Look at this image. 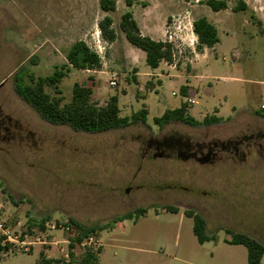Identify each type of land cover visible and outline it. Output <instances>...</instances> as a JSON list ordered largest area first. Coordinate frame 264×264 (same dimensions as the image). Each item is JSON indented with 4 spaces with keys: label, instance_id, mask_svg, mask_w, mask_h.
Returning <instances> with one entry per match:
<instances>
[{
    "label": "rangeland",
    "instance_id": "rangeland-1",
    "mask_svg": "<svg viewBox=\"0 0 264 264\" xmlns=\"http://www.w3.org/2000/svg\"><path fill=\"white\" fill-rule=\"evenodd\" d=\"M116 1L107 13L100 0H0V221L6 229L0 264L60 259L78 236L70 220L93 227L137 210V221L134 215L98 234L95 264H248L246 247L228 244L226 230L264 245V0H224L228 8L218 12L207 0H146L157 29L164 19L169 24L187 14L207 18L219 38L202 51L182 45L174 68L163 62L156 72L120 29L122 15L140 19L144 3ZM240 3L247 9L236 12ZM104 15L113 20L118 49L101 34ZM152 35L162 39L161 32ZM78 40L94 51L106 48L102 68H72L61 95L47 91L63 104L76 83L91 88L98 105L117 95L122 116L148 110L145 124L76 132L46 122L16 93L20 67L49 76L67 64ZM127 48L141 57L120 58ZM182 85L189 95L181 94ZM189 98L197 102L188 109L194 118L215 115L223 122L155 124ZM188 210L205 218L215 240L198 242ZM75 249L80 263L84 256Z\"/></svg>",
    "mask_w": 264,
    "mask_h": 264
},
{
    "label": "trees",
    "instance_id": "trees-1",
    "mask_svg": "<svg viewBox=\"0 0 264 264\" xmlns=\"http://www.w3.org/2000/svg\"><path fill=\"white\" fill-rule=\"evenodd\" d=\"M129 5L132 0H127ZM206 4L215 12L226 10L228 3L224 0H207ZM100 7L104 12H113L116 10V0H100ZM247 9V5L240 3L235 11ZM264 12V11H263ZM113 20L109 16H105L98 24L103 38L113 43L117 39L115 30L112 27ZM195 33L198 36V50L204 48H213L219 43L218 32L216 27L210 23L207 18L201 17L194 22ZM120 29L124 32L128 42L145 52L146 63L151 69L159 68L162 62L172 63L173 55L171 46L156 41L141 33V29L131 13H125L121 17ZM67 64L57 67L53 74L49 76H36L23 67H20L15 73V90L16 93L25 100L46 122L52 125H64L70 127L76 132L85 133H102L114 129H123L131 125L146 123L148 119V110L142 108L134 112L131 116H122L119 108L118 96H112L104 105L95 104L92 100L93 90L89 87L76 83L73 87L72 98L70 102L63 104L62 97H56L47 91L48 87L55 88L56 94L61 95L59 85L67 76L70 70H91L98 71L102 68V60L100 56L91 49V47L83 40H78L70 47L67 56ZM148 88L152 86L148 83ZM187 87H182L181 93L185 96ZM189 105L183 103L181 107L176 109H168L161 117L154 119L158 126H164L172 122H181L183 124L198 127L210 126L223 122L221 117L206 116L202 121L194 118L188 111ZM140 210L133 214H127L116 217L110 222L103 225L93 227L83 226L73 220L70 224L75 228L78 236L76 242L82 241L83 237L96 234L98 235L106 229L113 228L118 222L136 217L137 221L141 216ZM186 216L193 219V232L200 244L210 240H215L216 235L207 234V223L205 218L194 210L186 211ZM45 220L41 222L43 227ZM226 234L230 237L226 242L231 245H243L247 249L248 264H263L264 245L257 239L246 233H238L226 230ZM2 240L0 239V249ZM71 248L73 246L71 245ZM98 257L95 253H87L81 260L80 264H95ZM48 264V262H45Z\"/></svg>",
    "mask_w": 264,
    "mask_h": 264
},
{
    "label": "built area",
    "instance_id": "built-area-1",
    "mask_svg": "<svg viewBox=\"0 0 264 264\" xmlns=\"http://www.w3.org/2000/svg\"><path fill=\"white\" fill-rule=\"evenodd\" d=\"M194 22L187 14L183 16H178L177 18H173L172 22L166 24L163 31V40L162 42L171 46L173 61L169 63L171 66L174 65V61L176 60L177 51L182 45H187L188 47L194 49L198 46L199 40L198 36L195 33ZM98 50L95 52L100 56L102 60L101 54L103 50L106 48L104 46L98 45ZM117 75L112 73L111 80L109 82L110 86H117ZM189 104H194V100L188 99ZM70 229L69 226L66 228ZM5 225L0 221V236H5ZM5 240H9L5 239ZM68 243L73 244V248L67 250L64 253L63 257L56 260H48V264H80L76 262L74 259L75 256H78L75 248H81L82 256H85L87 253L97 252L98 248H100L99 237L96 234H90L83 237L82 241L76 242L75 235H73V241H68ZM43 264H46L45 262Z\"/></svg>",
    "mask_w": 264,
    "mask_h": 264
},
{
    "label": "crops",
    "instance_id": "crops-1",
    "mask_svg": "<svg viewBox=\"0 0 264 264\" xmlns=\"http://www.w3.org/2000/svg\"><path fill=\"white\" fill-rule=\"evenodd\" d=\"M139 2H143L144 3V5H145V7H143L146 11H144V13H142L141 14V16H140V19L142 20V22H141V20L138 18H135L134 16V19L137 21V23H138V25H139V27H140V29H141V33L144 35V36H148V37H150V38H152L153 40H156V41H162L163 40V31H164V27H165V22H166V20L164 19L163 20V22H162V26H161V28L160 29H157V27H156V24H155V21L154 20H151V21H149L148 20V18H147V16H148V10H149V8H150V3L149 2H147L146 0H139ZM105 16H109V15H104V17ZM103 17V18H104ZM114 25V24H113ZM113 25H112V27H113ZM144 25V26H143ZM156 30V33H159V32H161V38L162 39H159L160 37H158V38H154L153 37V33H154V31ZM111 44V46L113 47L114 46V48L115 49H118L117 47H116V41L115 42H113V43H110ZM118 55H120V58H122V59H124V60H132V59H135L136 60V57H141V55H140V53H138L137 51H135L134 49H129V48H127V51L125 52V51H122V50H120V53L118 54ZM145 60H146V54H145ZM163 63V62H162ZM161 63V64H162ZM164 63H166L167 65H169V67L171 68V69H173L174 67L173 66H171L168 62H165L164 61ZM160 64V65H161ZM158 70H160V66H159V68H157V69H153V71L154 72H156V71H158ZM137 74V76H138V73H136ZM149 76H158L159 77V75L157 74V73H153V74H150ZM160 78V77H159ZM182 87H186L185 85H182ZM182 87H181V89H182ZM149 89H151V88H149ZM180 92H181V90H180ZM191 92V89L189 88V89H187V92H186V95H189V93ZM175 94V93H174ZM182 94V93H181ZM183 95V94H182ZM189 99H192V98H189ZM192 100H194V99H192ZM195 102V101H194ZM184 103H187L188 105H189V103H188V101L187 102H184ZM194 104H197V102H195ZM194 104H190V105H194ZM226 240H228V239H226Z\"/></svg>",
    "mask_w": 264,
    "mask_h": 264
}]
</instances>
